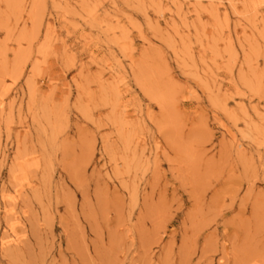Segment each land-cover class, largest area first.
<instances>
[{
    "label": "rangeland",
    "instance_id": "rangeland-1",
    "mask_svg": "<svg viewBox=\"0 0 264 264\" xmlns=\"http://www.w3.org/2000/svg\"><path fill=\"white\" fill-rule=\"evenodd\" d=\"M0 264H264V0H0Z\"/></svg>",
    "mask_w": 264,
    "mask_h": 264
},
{
    "label": "bare ground",
    "instance_id": "bare-ground-1",
    "mask_svg": "<svg viewBox=\"0 0 264 264\" xmlns=\"http://www.w3.org/2000/svg\"><path fill=\"white\" fill-rule=\"evenodd\" d=\"M15 193H18V190H15ZM11 209H13V208H11ZM9 211H11V210H9ZM11 235H12L13 238L11 240H9V241L3 240L4 238L2 239L3 240L2 243H1L2 246H5L9 242H13V241L15 242L17 240V238H16L17 235H16L13 227L11 228Z\"/></svg>",
    "mask_w": 264,
    "mask_h": 264
}]
</instances>
